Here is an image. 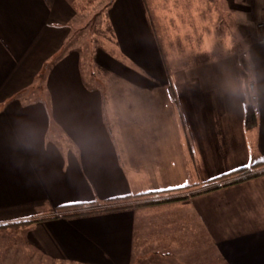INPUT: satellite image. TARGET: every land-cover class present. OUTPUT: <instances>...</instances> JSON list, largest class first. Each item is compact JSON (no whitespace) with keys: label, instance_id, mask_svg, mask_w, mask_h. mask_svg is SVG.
<instances>
[{"label":"crops","instance_id":"obj_1","mask_svg":"<svg viewBox=\"0 0 264 264\" xmlns=\"http://www.w3.org/2000/svg\"><path fill=\"white\" fill-rule=\"evenodd\" d=\"M81 1L0 0V230H24L27 247L52 264H264V172L243 179L264 171V43L256 28L264 23V0H201L193 9L186 0L184 10L196 15L190 21L201 52L190 53L188 60L173 41L165 42L170 72L145 10L146 3L161 10L167 0H113L117 24L128 27L117 33L122 54L145 76L128 70L126 85L172 89L176 97L152 102L165 106L172 128L163 127L162 112L150 115L159 123L142 133L144 116L131 107L135 100L117 97L110 108L117 143L101 122L94 144L91 123L84 133L89 142L79 141L82 168L72 157L66 164L46 139L43 104L16 97L60 48L68 35L64 25L76 17L74 7ZM169 1L177 2L173 11L179 16L181 0ZM154 16L170 25L164 37L185 36L186 29L176 25L187 24L188 11L177 21L167 12L163 19L161 13ZM205 32L211 34L207 49ZM238 42L243 64L231 54L226 80H218L219 70L211 67L216 62L199 65V56L227 57ZM181 56L185 60L179 61ZM105 58L96 63L103 66ZM77 59L76 54L59 59L46 80L62 126V120L93 115L92 100L76 81ZM174 104L182 127L175 133L186 142L178 160L172 155ZM248 106L256 118L251 128L245 124ZM185 181L187 187H170ZM144 197L181 200L136 206L147 202ZM110 200H121L123 207L52 217L66 212L53 210L60 205L104 207L114 204Z\"/></svg>","mask_w":264,"mask_h":264},{"label":"rangeland","instance_id":"obj_2","mask_svg":"<svg viewBox=\"0 0 264 264\" xmlns=\"http://www.w3.org/2000/svg\"><path fill=\"white\" fill-rule=\"evenodd\" d=\"M112 1L113 0H96L93 5L89 7H83L81 10L77 8L76 4V7H74L76 17L69 21L68 24L64 25V27L68 28V35L63 40H61L60 48H57L52 54L46 57L44 64H42L43 67L41 66L42 68L40 72L37 75L35 74L34 78L28 85L29 88L22 91L16 96H23L28 98L29 100L35 102L39 101L43 104L42 106L44 107V112L47 114L46 117L48 121V126L45 133L46 139L48 140V142L54 144L56 147L59 148L60 155L62 156L63 161L66 160V164L69 158L72 157L75 162L79 163L81 168L82 165L79 159V141H81V143L89 142V136L85 135L84 133L86 132L85 129L88 128L91 123L94 128V144H99L101 122L104 126V131L108 133L113 143H117L118 136L115 133V127L112 122L113 118L112 114L110 113L111 104L113 100L117 97H126L130 99L132 98L133 101L135 100L131 107L133 106V109H139L140 115L144 116V120L141 122L142 126L140 127L142 133H144V131L145 133L147 131L150 132L151 127L159 123V121L155 122L153 117H150L151 114L163 112L162 116H164L165 114L167 115V121L163 123V127H171L169 126L170 122L168 121L170 120L168 114L169 112L166 109L165 111H163V108L165 106L161 104L155 105L152 104V102L154 100L160 101L164 97H166L167 99L168 97H176L172 89L167 87L161 90H149L148 88L133 89L130 88L129 85H126L127 82H130V80L127 78L129 77V71H134L135 73L140 72L137 70V67L133 65V62L132 60H130V58L128 59L127 57L123 56L122 51L120 49L117 33L122 34L124 30L128 31V27L127 25H121L120 27L119 24H117L116 16L114 15V10L111 8L113 4ZM158 1L159 0H157V2ZM167 2L168 5L158 11L151 9L150 4L146 3L145 10L146 16L149 19L152 34L158 37H155V45L157 46L158 51L162 55L165 70L166 72H170L169 69L171 65H168V58H165V52H163V46L165 42L173 41L174 45L177 47L176 49L182 50L181 54H187L188 60L190 53H193L196 50L201 52L200 41H198V37L193 32L194 26H192V24H194V22L190 21V19L196 17V15L193 16L192 10H184L186 3L187 5H194V7H192L193 9L201 5V0H187V2L186 0H181V4L177 5L182 6L180 10L177 11L178 14H180L179 16H175V11H173V9L176 7L177 2L172 3L169 0H167ZM160 4H164V2L160 1ZM215 5H217V3ZM208 6L210 8L211 5L208 3ZM208 6L205 7L206 14H209L211 12ZM187 11V24L181 25V22L178 21L179 24L176 25L177 28H180L182 26L186 29L185 36L182 37V34L178 32L176 33V36L173 37L176 40L164 37L166 35H169L168 33L166 34L164 30L167 31L170 25L165 26L161 24L160 21L163 20H160L158 16H156L157 19H155L154 15L157 13H161V18L163 19V16L167 12L168 14H171L172 19L175 18L177 21V19H180L181 16ZM208 14L204 18L205 20H207ZM198 17L200 19V14ZM142 34L143 33H141V35ZM208 35L211 34L207 33L205 35L206 40L202 42L204 45H207V48L209 47L208 44L211 43L207 40ZM62 36L63 35L61 33V37ZM207 52L210 51H205V53ZM177 53L179 54L180 51H177ZM68 54H76L78 57L77 70L79 73L76 75V81L82 85V91L85 92L87 98H90L92 100L93 115H88L86 116V118L71 117V121L62 120V123H64L65 125L62 126L55 120L53 110L54 106L50 105V94L46 87V80L50 69H52V67L56 64L59 59ZM231 54H235L237 56L238 61H240L239 64H243L244 57L241 56V54H243V46L240 42H238V44L236 45L235 52H232L231 50V53L227 57L214 58L211 56H205L201 58V56H199L200 58H198V63L200 65L213 61L216 62L214 64H211V67H217V69L219 70L218 74H220L221 77L218 80H226L225 71L227 70V68H230L232 64ZM106 56H108L107 60L105 58ZM103 57L105 58L103 60L104 65L102 66L101 64H97L96 59H103ZM181 57L178 58L179 61L181 59L185 60L184 56ZM119 72L121 75L117 74ZM140 74V77L145 78L143 72H141ZM168 76H170V73H168ZM175 108L178 107L174 104L172 107L174 112L172 121L174 131L172 138V155L175 160H178L180 148L181 146H186V142L185 140H183L182 143V138L177 136L178 134L176 135L175 133V130L180 131L182 128L181 121L178 116L179 113ZM131 124L132 123L128 125L130 126ZM70 133L75 134L78 137V141L74 140ZM63 167L65 168V166ZM146 198L148 197H144L145 200ZM114 201L115 200H110L109 202L113 203ZM146 201H149V198ZM96 204L99 203L89 202L72 206L60 205L55 207L53 210L57 212H63L70 208H78L81 205H83V207L88 208ZM27 235L28 234H26L24 230L19 228L17 229L12 227L9 229L0 230V264H52L48 260L43 259L37 253L33 252L30 247H27Z\"/></svg>","mask_w":264,"mask_h":264},{"label":"trees","instance_id":"obj_3","mask_svg":"<svg viewBox=\"0 0 264 264\" xmlns=\"http://www.w3.org/2000/svg\"><path fill=\"white\" fill-rule=\"evenodd\" d=\"M95 1L96 0H82V3L80 2L77 4V8L79 10H81L83 7H89V6L93 5ZM255 123H256V118H255L254 109L252 106H248L246 108V112H245L246 127L251 128L255 125ZM263 172L264 171L253 174V175L244 176L243 179H248V178H252V177L261 175V174H263ZM178 200H181V198L164 199V200H157V201L152 200V201H147V202H143V203H138L135 205L136 206H148V205L150 206V205L162 204V203H167V202H171V201H178ZM119 202H122V201L121 200H115L113 202L114 204L112 206H104V207H98L96 205H92V206L86 208V207H83V205H81L78 208H70V209L66 210V212L64 211L65 213H61L60 215L56 214V216H52V217H58V216L73 217V216L85 215V214L91 213L90 211L94 212V211H103V210H105V211L113 210V209L123 207V206H119L120 205V204H118Z\"/></svg>","mask_w":264,"mask_h":264},{"label":"snow or ice","instance_id":"obj_4","mask_svg":"<svg viewBox=\"0 0 264 264\" xmlns=\"http://www.w3.org/2000/svg\"><path fill=\"white\" fill-rule=\"evenodd\" d=\"M249 160H252V158L251 157H249ZM260 161H264V157H261L260 158ZM244 167H251V164H244L243 165ZM234 171V170H233ZM210 179H216V177H210ZM207 183V182H206ZM188 186V182L187 181H185L183 184H180V185H175V186H170V187H181V188H183V187H187ZM158 190H160V191H163V189H158ZM71 203H78L77 201H72Z\"/></svg>","mask_w":264,"mask_h":264},{"label":"built area","instance_id":"obj_5","mask_svg":"<svg viewBox=\"0 0 264 264\" xmlns=\"http://www.w3.org/2000/svg\"><path fill=\"white\" fill-rule=\"evenodd\" d=\"M256 28L259 32V41L264 43V23H258Z\"/></svg>","mask_w":264,"mask_h":264},{"label":"clouds","instance_id":"obj_6","mask_svg":"<svg viewBox=\"0 0 264 264\" xmlns=\"http://www.w3.org/2000/svg\"><path fill=\"white\" fill-rule=\"evenodd\" d=\"M228 46H230V45H228ZM205 47L207 48V45H205Z\"/></svg>","mask_w":264,"mask_h":264}]
</instances>
